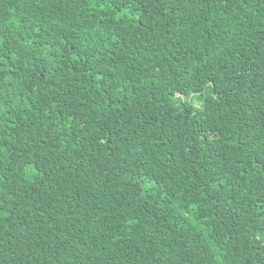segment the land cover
<instances>
[{
    "label": "trees",
    "instance_id": "16d2710c",
    "mask_svg": "<svg viewBox=\"0 0 264 264\" xmlns=\"http://www.w3.org/2000/svg\"><path fill=\"white\" fill-rule=\"evenodd\" d=\"M0 264H264V0H0Z\"/></svg>",
    "mask_w": 264,
    "mask_h": 264
}]
</instances>
